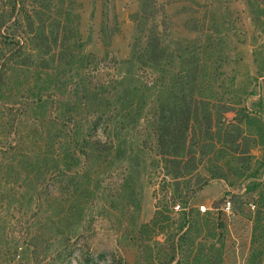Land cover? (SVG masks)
<instances>
[{
    "label": "rangeland",
    "instance_id": "374dc122",
    "mask_svg": "<svg viewBox=\"0 0 264 264\" xmlns=\"http://www.w3.org/2000/svg\"><path fill=\"white\" fill-rule=\"evenodd\" d=\"M4 8L0 4L2 17ZM20 19L27 23L22 29L23 58L12 63L5 81H0L1 264L55 262L51 246L57 233L68 229L64 210L68 224L91 236L89 254L82 255L81 239L77 248H82L71 264H161L172 256L171 264H207L205 257L201 263L172 252L173 236L181 229L191 230L196 244L208 238L206 249L213 244L222 248L218 264H248L255 232L259 238L255 248H264V105L258 106L261 97L264 104V0H26ZM141 31L162 36L168 52L196 54L194 99L200 102L201 113L211 102L214 119L218 118L226 101L238 108L241 99L261 130L241 125L247 136L241 142L234 124L225 141L215 127L210 140H201L193 160L169 166L160 163L142 136L138 148L143 163L138 169L135 161L131 174L125 171L126 163L111 155L106 160L85 158L69 139L78 122L89 132L85 106L77 109L80 120L70 119L60 108L61 101L71 98L68 87L77 91L79 83L62 76L58 67L77 55L82 60L80 78L90 88L110 86L121 78L137 82L139 74L146 75L136 69L131 73L127 62ZM200 38L210 40L206 50L196 42ZM9 42L0 37V52H7ZM62 44L70 52L63 62L58 57ZM167 62L169 81L179 64L171 57ZM152 76L158 78V71ZM204 117L201 127L207 125ZM152 124H142L141 129ZM96 134L95 143L105 140L102 131ZM205 183L192 196V190ZM233 195L239 197L236 205ZM223 197L225 204L214 210L213 203ZM228 202L229 212L223 210ZM177 204L181 211L174 210ZM156 205L163 214L152 223ZM200 205L211 210L202 213ZM190 209L193 219L185 225L184 212ZM208 224L223 226V234L209 237Z\"/></svg>",
    "mask_w": 264,
    "mask_h": 264
},
{
    "label": "trees",
    "instance_id": "16d2710c",
    "mask_svg": "<svg viewBox=\"0 0 264 264\" xmlns=\"http://www.w3.org/2000/svg\"><path fill=\"white\" fill-rule=\"evenodd\" d=\"M25 1L26 0H0V4L5 5L7 10L6 16H0V37L2 39L8 37L11 41V43L9 42L11 47L6 50L7 52H4L5 54L0 52L1 83L5 81L6 74L10 70L11 64L16 62L19 58H23L24 46L21 43L22 29L25 28L24 26L27 23H24L20 19V15ZM144 20L146 21V18H144ZM211 22L213 23V19H211ZM10 27H14V29L8 32ZM142 33L143 31L136 37L132 45L131 57L127 62L131 65V73L132 69H136L138 73H145L146 78L139 74L137 82L133 78H121L120 81L115 79V81H113L114 84H110V86L108 84L107 86L101 85L98 89L93 87L90 88L85 84L82 77L80 78L82 60L77 55L69 56L73 59L60 63L61 65L58 67L62 76L66 78L68 75L70 79H75V82L79 83L77 91H73L68 87L71 98L67 101H61L60 108L64 107L63 111H65L66 116L70 117V119L80 120L78 118L77 109H79L80 106H85L86 117L84 121L85 125H88V128H90L89 132L87 133L85 126L78 122V124L73 127V132L71 131L69 135L71 142H73L75 146L81 148L85 158L89 160H93L94 158H96V160H100V158L106 160L109 158V155H111L113 160L126 163L125 171L131 174L135 166V161H139V164H136L138 169L143 163L140 159L143 154L140 153L138 148V141L142 136L152 145L153 152H156L155 156L159 158L160 163L169 166L171 164L175 165L183 163L184 161L193 160L198 151L202 148L201 140H210L211 137L209 136L214 133L215 127L223 133L222 136L225 141L227 140L228 128L234 124L237 126L239 133L238 139L241 142L247 140L246 134L244 135L246 129L242 130L241 125H250L251 131H254V128L256 131L261 130L259 128L261 127L259 125L260 122L253 116V111L248 109L241 99H238V108H231L232 105L228 104L227 101L220 106V108H224L225 111L220 117L218 115V118H215L216 120L214 119L215 114L211 110V106L214 104L211 102L208 104L210 108L207 112L201 113L199 106L200 102L194 99L197 76H194L195 74L193 71L199 67L197 64L196 67L193 68L196 54L190 55L186 53L187 51L184 52V54L187 55V59L185 58V62L183 60L181 62V58H184L185 55L179 53L180 50L178 49L176 50L178 54L168 52L169 46L165 44L162 36H157L155 33ZM195 33L198 34L199 31ZM209 41L208 38H200L197 39L196 42L199 43L201 48H205L206 43ZM69 53L65 44L59 47L58 57L62 58L61 62L65 60L64 58H66ZM170 57L173 61H177L179 66L174 69L175 73L172 74L171 80L166 81L168 73L164 63L167 65V59ZM199 59L200 58H198V60ZM183 66H187L188 71L184 70ZM154 70L158 71V78L152 76ZM184 71H186V76L183 75ZM262 101L263 98L261 97L260 102H258L260 108L264 105ZM242 105L244 106L242 107ZM227 113H233L234 116L229 118ZM204 114L207 125L201 127L200 123H202V115L204 116ZM152 122L153 124L148 129H141L142 124H149ZM99 131L104 133L105 140L103 142L97 140L96 143H98V145H96L93 141V136H97L96 133ZM225 141L223 143H225ZM99 144H104L103 147L105 148H101ZM211 145L214 148V145ZM73 159L77 162L80 161V157H73ZM71 167L68 166L67 170L70 171ZM73 167L78 168V164H74ZM181 175H183L182 172L178 174V177ZM205 185L206 183L200 185L196 190H192V196H195L198 191H201L200 189ZM238 198V195H233L231 198L232 203L234 202L236 205L239 200ZM225 202L226 198L223 197L220 200H216L212 207L214 210H218ZM240 203L241 205L244 204L243 201ZM160 207V205H156V212L152 223L157 222L158 217L163 214ZM78 211L81 210L78 209ZM61 213L64 217V222L67 223L64 227L67 226L68 229L67 232H62L63 234L61 235L57 233L56 235V243L53 247L51 246L53 251L50 250L55 256V262H52V264H71L73 256L78 249L83 247L81 249L82 255L89 254L90 250H88L87 239L91 236L85 234L83 231L78 232V225L74 227L73 223L68 224L67 219H70L68 217V210L61 211ZM193 215V209L184 212L185 225L192 222ZM77 217L83 218V215H78ZM208 217L209 216H207V218ZM60 221H62V219H60ZM208 225L209 231H211L209 237L223 234V226L216 227L215 224L213 227H210V224ZM190 227L193 228L194 226L191 224ZM204 227L205 226H203V229ZM80 229L84 230L81 226ZM81 239H84L83 246L77 248V245H80L79 241ZM207 240L208 238H205L196 244V238L191 230L186 231L181 229V231L173 236V244L170 248L173 250L172 252L177 255L180 252L186 254L188 261L193 258L194 261L203 263L202 259L205 257L207 259V264H212L213 262L211 259L217 256V260H214V262L216 261L214 264L220 263L222 248H216V244H213L212 246L209 245L206 249V244H204V242L206 243ZM258 242L259 238L256 237L255 232L248 264H261L264 248H255ZM18 248H20L19 245L16 248V256L17 251H19ZM84 249H86L87 252ZM207 250L208 253H206ZM34 251V253H36V259H39V254L41 253L39 247L36 246ZM173 261L174 256L169 260L161 262V264H171ZM4 264H8L7 261H5Z\"/></svg>",
    "mask_w": 264,
    "mask_h": 264
},
{
    "label": "built area",
    "instance_id": "2783aa9c",
    "mask_svg": "<svg viewBox=\"0 0 264 264\" xmlns=\"http://www.w3.org/2000/svg\"><path fill=\"white\" fill-rule=\"evenodd\" d=\"M199 209H200V211H201L202 213H207L208 211L211 210V209L208 208L206 205H200V206H199ZM230 209H231V202H228V203L226 204V208L223 209V210H226L227 212H229ZM174 210H175V211H181V210H182L181 205H180V204L175 205V206H174Z\"/></svg>",
    "mask_w": 264,
    "mask_h": 264
}]
</instances>
